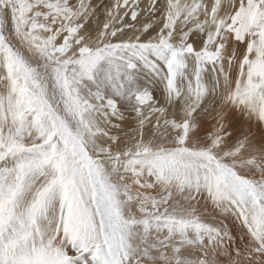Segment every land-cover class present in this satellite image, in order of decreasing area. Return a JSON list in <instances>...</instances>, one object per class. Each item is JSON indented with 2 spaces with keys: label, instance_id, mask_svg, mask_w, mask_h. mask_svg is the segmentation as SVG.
<instances>
[{
  "label": "snow or ice",
  "instance_id": "1",
  "mask_svg": "<svg viewBox=\"0 0 264 264\" xmlns=\"http://www.w3.org/2000/svg\"><path fill=\"white\" fill-rule=\"evenodd\" d=\"M0 264H264V0H0Z\"/></svg>",
  "mask_w": 264,
  "mask_h": 264
}]
</instances>
